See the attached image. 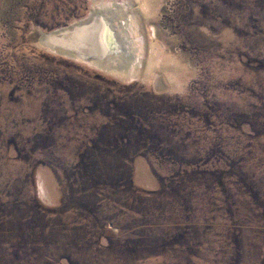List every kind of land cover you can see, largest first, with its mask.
I'll return each mask as SVG.
<instances>
[{"label": "rangeland", "instance_id": "rangeland-1", "mask_svg": "<svg viewBox=\"0 0 264 264\" xmlns=\"http://www.w3.org/2000/svg\"><path fill=\"white\" fill-rule=\"evenodd\" d=\"M0 264H264V0H0Z\"/></svg>", "mask_w": 264, "mask_h": 264}, {"label": "bare ground", "instance_id": "bare-ground-1", "mask_svg": "<svg viewBox=\"0 0 264 264\" xmlns=\"http://www.w3.org/2000/svg\"><path fill=\"white\" fill-rule=\"evenodd\" d=\"M117 6L118 8L121 7V5ZM97 14L103 16L101 12H98ZM97 16V19H92L90 22H87L89 25L80 29L78 28L79 30H77L74 36L69 38L70 40L68 41L77 47L78 50L76 51L78 53L71 54L64 51H61V53L67 56L82 59L83 61L91 63V65H97L105 69L113 67L114 63L116 64L121 58H129L131 61H126V63L132 68L134 65L137 66L140 58L137 59L133 56L130 41L126 38L127 34L125 35V38L122 36L123 32H126L125 28L127 25L131 23L132 20L130 19H132V17H123V21H117L116 24H114L113 22L111 23L109 20H106L104 17H100L99 15ZM83 24L86 23L83 22ZM83 55H90L93 56V58L88 57V59ZM103 57L105 60H101Z\"/></svg>", "mask_w": 264, "mask_h": 264}, {"label": "water", "instance_id": "water-1", "mask_svg": "<svg viewBox=\"0 0 264 264\" xmlns=\"http://www.w3.org/2000/svg\"><path fill=\"white\" fill-rule=\"evenodd\" d=\"M83 25L84 26H87V25H89V23L86 22V24H83ZM83 25L81 24L79 26H83ZM78 27H73V28H70V29H66V30L54 32V33H52L50 35L44 36V39H46L49 42V45L51 44V46L53 47V49H56L60 53H61V51H64V52L71 53V54H77L78 52L76 50H70L69 48L63 46L62 41L63 40L65 41L66 38H68L71 35H73L74 33H76L77 30H78ZM54 43H61V45L58 44L57 46H55V45H53ZM84 57L85 58H88V57L93 58V56H90V55H86Z\"/></svg>", "mask_w": 264, "mask_h": 264}]
</instances>
